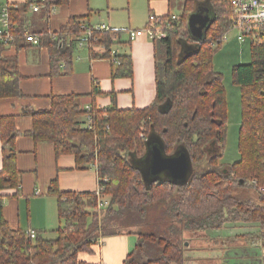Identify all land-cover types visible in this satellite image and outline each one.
<instances>
[{"label": "trees", "instance_id": "trees-1", "mask_svg": "<svg viewBox=\"0 0 264 264\" xmlns=\"http://www.w3.org/2000/svg\"><path fill=\"white\" fill-rule=\"evenodd\" d=\"M203 1L184 0L178 23L164 39L153 41L156 91L148 106L119 109L113 102L109 109L91 104L86 110L79 106L76 94H52L49 108L23 109L32 118L26 134L35 143L53 144L55 156L72 154L78 169L95 166L109 204L96 211L95 192H61L54 180L49 193L56 197L60 225L52 238L42 231L32 238L2 216L5 194L0 193V264H91L78 254L93 253L102 237L126 233L137 239L122 264H189L184 251L191 248L184 232H217L226 222L257 224L258 231L247 238L264 245V45L250 46V62L232 66V80L240 86L241 96L239 158L222 164L226 97L222 75L213 69V56L222 44L218 40L230 28L233 11L229 0H209L212 21L205 37L194 41L186 20L195 3ZM36 2L46 18L68 0ZM34 4L24 0L9 7L14 39L7 45L20 50L27 44L25 30L38 35V44L48 49L54 73L58 63H70L73 46L67 38L82 30V22L72 17L57 30L33 31L27 13ZM123 33L98 35V43L107 49L100 57L109 56ZM7 45L0 41V98L23 97L18 60L4 55ZM116 57L113 77L132 76V58L128 54ZM87 115L90 127H83L81 117ZM152 133L161 137L166 153L181 145L187 149L194 172L186 183L163 181L146 187L142 182L131 155L144 152V140ZM18 134L14 115L0 116V191L20 190Z\"/></svg>", "mask_w": 264, "mask_h": 264}, {"label": "crops", "instance_id": "crops-1", "mask_svg": "<svg viewBox=\"0 0 264 264\" xmlns=\"http://www.w3.org/2000/svg\"><path fill=\"white\" fill-rule=\"evenodd\" d=\"M24 0H0L1 7L19 5ZM184 0H68L55 6L47 15L40 10H28L31 30H57L70 18L82 24L105 23L112 29L126 31L144 27L150 18L168 14L181 15ZM69 41V40H68ZM112 48L118 55L132 58V76L113 77L116 64L110 58L91 52L86 46H73L70 63L60 62L53 67L48 49L27 42L16 50L7 45L4 55H15L22 74L20 88L23 97L0 98V116L14 115L19 134L15 145L17 163L23 173L20 190L0 191L5 194L2 216L12 227L25 232L34 230L52 233L60 225L56 197L49 193L50 183L55 180L61 192H95L97 171L95 166L82 169L75 167L72 154L55 156L54 145L47 141L35 143L26 132L32 127V118L23 109L33 110L50 107L52 94H76L81 108L95 104L109 109L115 102L119 109L144 108L154 100L155 42L145 36L129 41L125 32ZM95 54L96 56H93ZM97 90V92H95ZM3 145L0 139V169ZM108 198V196H107ZM258 231L257 224L226 222L220 231L200 232L191 235L192 263L201 264H264V245L248 239ZM132 233L107 236L93 246V253L82 252L78 257L91 264H122L136 245Z\"/></svg>", "mask_w": 264, "mask_h": 264}, {"label": "built area", "instance_id": "built-area-1", "mask_svg": "<svg viewBox=\"0 0 264 264\" xmlns=\"http://www.w3.org/2000/svg\"><path fill=\"white\" fill-rule=\"evenodd\" d=\"M35 4L32 6V10L35 12L41 8V4H38L34 0ZM233 18L230 22V28L223 33L220 41L223 42L227 39L231 32H235V38L239 41H250L252 45H264V0H229ZM11 5L6 4L0 10V41L4 44H11L14 37L10 28L12 23L8 17L9 7ZM180 15L168 14L165 18L152 17L148 23L142 28L128 29L125 32L127 39L133 41L140 36H145L149 40H161L167 36L168 31L172 25L178 23ZM81 31L77 35H73L67 38L70 42L73 41L78 46H86L93 52L100 53L101 55L107 51L103 44L98 43V35L107 32H121L119 30L112 29L105 23H92L82 24ZM26 40L28 43L36 45L39 42V36L33 35L25 30ZM115 48H111L108 58H110L114 64H117V56ZM86 110H89V105L85 106ZM88 117V126L90 127L91 117ZM142 135V134H141ZM107 180L104 179V182ZM97 190L95 196L97 200L96 211L106 207L109 204L107 196L103 193L105 185L99 184L97 179ZM30 237H34L36 232L34 230L27 231Z\"/></svg>", "mask_w": 264, "mask_h": 264}, {"label": "water", "instance_id": "water-1", "mask_svg": "<svg viewBox=\"0 0 264 264\" xmlns=\"http://www.w3.org/2000/svg\"><path fill=\"white\" fill-rule=\"evenodd\" d=\"M212 18L209 0L195 3L186 20L189 34L194 41H201L205 37ZM144 142V152L139 156L131 155V164L140 171L146 187L163 181L182 185L189 180L194 169L191 157L183 145L171 153H166L164 142L155 133L148 135Z\"/></svg>", "mask_w": 264, "mask_h": 264}, {"label": "rangeland", "instance_id": "rangeland-1", "mask_svg": "<svg viewBox=\"0 0 264 264\" xmlns=\"http://www.w3.org/2000/svg\"><path fill=\"white\" fill-rule=\"evenodd\" d=\"M2 8V7H1ZM210 12V11H209ZM250 41H239L235 38V32H231L227 39L222 42L221 47L214 53L213 69L222 75V83L224 84L226 97V133L225 144L222 152V157L219 159L220 163H234L239 158L238 153V132L241 122V96L240 86L235 84L232 80V66L239 63H249L251 60ZM81 126L88 125V117H81ZM140 135V134H139ZM200 233V232H199ZM191 232H184L186 243L191 240ZM55 233H48L47 237H54ZM107 236L103 237L106 238ZM264 252V250H263ZM191 249L187 247L184 254L189 258L188 263L191 262ZM264 255V254H263Z\"/></svg>", "mask_w": 264, "mask_h": 264}]
</instances>
